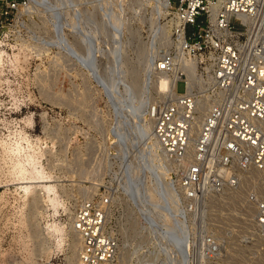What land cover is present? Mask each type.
I'll return each instance as SVG.
<instances>
[{"label":"rangeland","instance_id":"374dc122","mask_svg":"<svg viewBox=\"0 0 264 264\" xmlns=\"http://www.w3.org/2000/svg\"><path fill=\"white\" fill-rule=\"evenodd\" d=\"M146 1L0 0V264H66L68 253V242L57 250L56 240L43 242L33 236L32 212L16 191L4 143L7 148L19 143L27 149L28 139L33 149L44 153V169L63 187L60 199L70 209L59 207L53 218L57 223H68L82 191L90 185H95V192L90 190L85 200L111 194L112 221L122 236L121 250L128 264L155 251L158 241L154 232L150 236V228L157 227V232L162 228L170 240L171 231L180 227L175 216L170 226L161 227L151 214H174L176 202L171 205L168 197L163 199V181L154 179L156 172L148 160L142 161L136 142L141 130L133 123L150 104L145 90L150 65L153 70L154 63L174 45L173 8L157 18ZM20 4L32 9L20 11ZM164 24L173 42L169 47L157 41L156 28ZM178 92H184L183 83L178 84ZM114 134L118 138L112 139ZM126 152L128 159L137 156L138 160L125 173ZM144 173L152 174L147 182L155 188V202L147 199L145 185L141 187L139 175ZM210 187L206 226L199 211H187L192 252L200 251L201 244L192 241L201 231L214 235L219 246L214 260L203 257L202 264H264V241L253 234L243 211L253 186L241 193L223 187L212 192ZM179 198L180 206L189 205ZM209 253H214L211 248Z\"/></svg>","mask_w":264,"mask_h":264},{"label":"built area","instance_id":"2783aa9c","mask_svg":"<svg viewBox=\"0 0 264 264\" xmlns=\"http://www.w3.org/2000/svg\"><path fill=\"white\" fill-rule=\"evenodd\" d=\"M171 3L179 21L173 25L174 45L154 67L177 79V86L183 83L184 92L145 110L159 150L172 161L171 184L190 202L179 205L180 227L176 223L184 241L177 233L169 235L183 251L191 240L183 212L202 210L209 177L215 192L222 189L223 179L216 173L220 169L232 172L230 185L236 184L237 171L264 172V0ZM113 199L111 194L91 197L76 208L72 225L80 240L77 264H122ZM253 222L264 240V197L256 201ZM192 243H200V251L185 254L186 264H202L203 257L214 260L218 255L214 235L200 231Z\"/></svg>","mask_w":264,"mask_h":264},{"label":"bare ground","instance_id":"6f19581e","mask_svg":"<svg viewBox=\"0 0 264 264\" xmlns=\"http://www.w3.org/2000/svg\"><path fill=\"white\" fill-rule=\"evenodd\" d=\"M146 3L150 5V7L153 8L151 13L153 12L154 15H158V17L156 16L157 18L167 16L169 14L170 8H173L171 0H147ZM18 8L20 11H29L30 9H32L31 6H27L23 4H20ZM157 18L155 19L157 20ZM175 24L179 25V21L176 20ZM167 25L168 24H164L158 27L156 26L157 31L160 33V35L158 33L160 38H157V37L156 38H157V41L159 39L163 40L162 47L163 46L169 47L173 43L172 41L169 40V37H168L169 29ZM170 35H171V32H170ZM150 43L151 42L149 41V44ZM122 50H123V46H122ZM1 54L2 53H0V62H1V56H2ZM152 65H150V68H149L150 71L147 72V73H150V76L147 75L148 78L145 77V79L147 78L145 80V90L147 89V92H148L147 101L150 103L149 106L159 105L160 103H166L168 102V100L174 97V94L180 93L178 92V86H177L178 80L172 79L171 77L165 75L164 73L157 72L155 67H153V70H152L151 68ZM153 91L156 92L157 97L153 95L152 93ZM149 116L150 114L148 112L143 111L140 113V115L135 116V118L133 119L134 120L133 123L137 125L139 129L141 130V132H139L140 138L137 139V141L136 140L135 141L137 142V147L140 149V153L143 154L142 161L146 163L148 160V164H150L153 167L154 172H156L153 174L154 179L159 178L164 183V188L162 189L163 190L162 193L165 192V194H163L162 196L164 197L163 199L166 200L165 197L166 198L168 197L167 200L171 205H172V201L175 200L176 202V205L174 207L172 206L174 208L173 209L174 214H172L171 212H164V211L151 212V214L153 215V218H155L159 222L161 227H163L164 224H166L167 226H170L173 221L172 217L175 216V219L178 222L180 221L179 216H181L182 214V211L179 207L180 193L171 184L170 171L172 170V167H171L172 163L170 164V162L172 161L167 160L165 156H163L161 151L159 150L158 144L152 133L153 122L150 120ZM122 119L124 122L126 121L129 125H131L130 121L128 122L125 116H123ZM114 138L115 139L118 138V135L114 134V137H112V139ZM26 141L28 143L27 149L23 147L22 144H19V143L16 145V147H12V148H7V144L4 143V147H6L5 149H6V152L8 153L9 162L15 173L14 181L16 182L15 184L17 185L16 191L18 192L20 199L24 202V204L27 207L31 209L30 211L32 212L31 223H32L33 236L35 238L40 239L43 242L47 238L56 240L55 249L57 250H59L62 246H64L68 242L67 244L68 253L66 257V264H77L78 255L80 252V240H79L78 235L74 231V228L72 225L73 216L70 215V218L68 219L69 221L67 224L57 223L53 219L55 218L56 214H59V207L64 208V211L66 212H70V209L65 207L60 199L61 196L59 195V191L63 187L58 185L59 183L55 184V180L53 176L54 174L52 175V174L46 173L44 169V165H43V159H42V157H44L43 156L44 153L41 151L37 152L35 149H33L31 142L28 139H26ZM49 155L51 156L50 153ZM127 157L128 156L126 152L123 157L124 162H125L124 164L125 173L129 169L128 168L129 165H135L136 161L138 160L137 156L133 157L132 159H128ZM237 172L239 173L235 174L237 181H236V184L234 185H230L228 182V178L230 177L232 172L227 171L225 169H220L216 173H218L223 179L221 182L223 188H228L229 190H238L240 191L239 193H241V191H244L243 189L244 187H249L251 185L253 186L254 188L253 192L252 194H250V196L246 198L245 200L246 203L244 204L243 211L245 212V216L248 218L245 220L249 221L251 224V230L253 229V234H258L259 232L253 221L256 215V201L259 198L264 197V172L256 171V170H253L250 172H245V171H242V172L237 171ZM148 175L152 176L151 173H144V174L139 175V177H141L140 184L142 188H143V184L145 185L147 199H149L151 202H155L156 201L155 188L148 184L147 182ZM210 178L212 177H209V179L205 182L206 186L204 189L205 192H204V199L202 203L203 208L202 210L199 211L200 218L202 219L201 222H203L204 226H206L207 221H208L207 217H208V214H210L208 213V202L212 200V195L210 194V190H209V187H210L209 183L211 182ZM76 186H74L73 188L75 189ZM137 186L138 185H136V187ZM80 187H77V188H80ZM83 188H86V187L83 186L82 190ZM90 190H94L95 192V185L94 186L90 185L89 188H86L82 191L84 195L83 194L82 196L80 195L81 200L79 201V203H81L82 201L85 200V198L88 197V196L85 197V195L90 193ZM183 214L187 215V211L183 212ZM142 215L145 219L149 220V223L151 222L149 216L146 215V213ZM44 220L45 222H43ZM156 228L153 229V231L150 228V236H152L153 235L152 232H154L155 240L158 241L157 243L158 245H156L157 248L155 247V251H151L150 253L143 254V256L138 259L136 264H186L187 261H185V254L191 255L192 253L191 246H190L191 242L187 241L186 249L183 251H179L177 250V246L174 244V242L171 239L169 240L167 236V232H163L162 228H159L157 232ZM171 233H177L178 237H181V239L184 241L183 236H182V231L180 228L174 229L173 231H171ZM259 238L260 240H263L261 236H259ZM126 255L127 254H125V251L123 248V250H121L122 264H128V262L125 259ZM164 255H167V257L169 258L164 260L162 258ZM18 264H42V263L40 262L33 263L32 261H30V262H26V263L22 262Z\"/></svg>","mask_w":264,"mask_h":264}]
</instances>
